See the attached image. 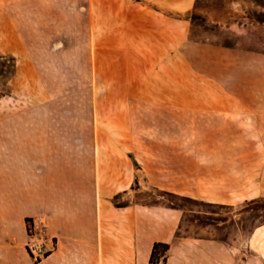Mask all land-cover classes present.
Segmentation results:
<instances>
[{
    "label": "crops",
    "instance_id": "crops-1",
    "mask_svg": "<svg viewBox=\"0 0 264 264\" xmlns=\"http://www.w3.org/2000/svg\"><path fill=\"white\" fill-rule=\"evenodd\" d=\"M38 1L52 18L58 0ZM84 1L102 51L95 86L132 103L104 124L114 105L97 100L86 133L52 120L66 92L32 91L0 117V264H32V222L53 240L37 264H150L155 243L169 246L164 264H234L220 241L175 236L181 210L117 201L145 189L221 204L264 197V51L190 41L197 0ZM185 73L197 83L190 100Z\"/></svg>",
    "mask_w": 264,
    "mask_h": 264
},
{
    "label": "rangeland",
    "instance_id": "rangeland-1",
    "mask_svg": "<svg viewBox=\"0 0 264 264\" xmlns=\"http://www.w3.org/2000/svg\"><path fill=\"white\" fill-rule=\"evenodd\" d=\"M39 7L38 0H0V117L13 118L19 112L17 108L30 101L32 91H48L68 93L52 103L54 121H65L70 126L80 123L86 133L95 120L93 108L98 100L105 109L114 105L111 116L102 115V123H119L120 111L115 106L125 108L133 96L103 95L95 86L96 64L102 51H97L96 36L89 28V4L84 0H58L52 18L42 15V25ZM194 14L190 41L226 47L236 45L240 38L245 48L264 51V24L254 20L264 15V0H197ZM11 55L16 60V72L14 77L6 78L13 64ZM109 60L105 58L106 63ZM186 75L183 99L190 100V90L197 83ZM152 200L167 203L151 189L132 192L117 202ZM240 204H221L233 208L213 211L237 221ZM179 235L223 239V249L234 264H264V225L242 234L229 219L223 228H202L184 221Z\"/></svg>",
    "mask_w": 264,
    "mask_h": 264
},
{
    "label": "trees",
    "instance_id": "trees-1",
    "mask_svg": "<svg viewBox=\"0 0 264 264\" xmlns=\"http://www.w3.org/2000/svg\"><path fill=\"white\" fill-rule=\"evenodd\" d=\"M256 22L264 24V15H257ZM12 60V59H11ZM13 65L11 69L8 70L7 74L11 75L13 72ZM158 195L164 198L168 203H158L151 202V205H163L171 209L181 210V224L182 222H188L190 224H195L197 227L202 228H223L226 227V222L232 224H237L238 231L242 234H250L256 228L264 225V197L253 198L251 200L245 201L237 206L238 215L240 216L237 221H234L229 216H223L220 213L213 211L214 209L230 210L233 207L228 205H221L218 203H207L202 200H194L186 198L184 196L171 194L166 191H159ZM117 197L114 196V202ZM193 207L198 208L195 210ZM29 222V220H27ZM175 233L176 237H179V230ZM185 238H198V236L184 235ZM214 240L224 242L223 239L215 238ZM169 246L166 243H155L152 246L149 262L150 264H164L166 263L165 252L168 250Z\"/></svg>",
    "mask_w": 264,
    "mask_h": 264
},
{
    "label": "built area",
    "instance_id": "built-area-1",
    "mask_svg": "<svg viewBox=\"0 0 264 264\" xmlns=\"http://www.w3.org/2000/svg\"><path fill=\"white\" fill-rule=\"evenodd\" d=\"M28 240L25 242L26 251L32 264L45 260L53 248V240L43 230L37 228V223L28 224Z\"/></svg>",
    "mask_w": 264,
    "mask_h": 264
}]
</instances>
